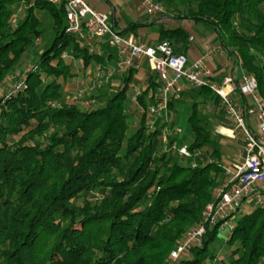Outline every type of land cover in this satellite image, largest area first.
I'll return each mask as SVG.
<instances>
[{"label": "trees", "instance_id": "1", "mask_svg": "<svg viewBox=\"0 0 264 264\" xmlns=\"http://www.w3.org/2000/svg\"><path fill=\"white\" fill-rule=\"evenodd\" d=\"M21 1L0 0V86L43 36L38 13L51 15L55 36L25 75L24 92L9 100L6 94L0 96V264H165L212 201L220 165H183L162 142L161 128L145 130L143 117L136 116L129 103L133 70L106 93L93 95L98 106L92 110L68 103L51 107L63 98L60 80L76 75L73 61L79 60L84 69L106 64L65 34L61 6L36 0L24 18L11 25ZM156 1L176 12L165 16L169 20L188 19L210 27L244 71L255 76L264 101V0ZM157 35L176 53L189 47L190 35L181 26L160 25ZM145 81L155 92V75ZM148 95L149 89L138 98L142 106ZM185 95L210 102L212 114H223L208 88L180 98ZM174 108L172 100L170 128ZM189 121L194 133L189 150L209 146L213 127L201 124L195 111ZM218 229L208 228L203 243L175 264H216L217 255L209 248ZM225 244L231 260L220 263L264 264V206L243 215Z\"/></svg>", "mask_w": 264, "mask_h": 264}, {"label": "built area", "instance_id": "2", "mask_svg": "<svg viewBox=\"0 0 264 264\" xmlns=\"http://www.w3.org/2000/svg\"><path fill=\"white\" fill-rule=\"evenodd\" d=\"M34 1L30 0L28 4H25V0L21 1L12 19L14 25L18 22V16L25 15ZM46 1L52 6L63 8L65 34L76 38L89 53H95L105 44L115 49L118 56L113 66L96 65L89 86L76 89L75 97L68 104L85 109L95 108L98 103L92 95L88 96L89 92H96L103 84L113 86L114 73L120 76L128 70L137 73L143 62L155 75L157 88L153 92L147 84L139 85L133 81L129 103L143 117V126L148 133L161 128L162 142L170 151L190 161L192 168L216 162L213 159L204 162L205 152L202 150L190 151L185 145H176L172 137L180 134L181 130L170 128L168 124L169 102L179 99L183 93L201 88H208L217 97V108L225 117L226 126H218L217 134L242 141L243 154H237L230 179L215 187L212 201L205 206L199 222L189 229L184 240L171 251L168 264H175L179 259L188 257L193 247L203 243L208 228L228 225L231 230L233 226L228 224V220L244 207L250 197H256L257 206H264V101L258 94V84L253 74L244 72L239 80L233 75H227L221 82H217L212 77L214 71L211 65L216 55L226 50L223 46L204 42V53L190 63L187 55L176 53L174 46L167 40L146 45L137 42L132 33L117 32L109 15L95 10L88 0ZM137 8L148 18L165 14V9L156 0H138ZM192 40L193 36H190L189 41ZM141 79L137 77L136 80ZM11 87L5 100L24 92L27 85L21 79ZM148 89L147 104L142 106L138 98ZM50 106L59 108L61 105L53 102ZM219 128L229 130L230 134H221Z\"/></svg>", "mask_w": 264, "mask_h": 264}, {"label": "rangeland", "instance_id": "3", "mask_svg": "<svg viewBox=\"0 0 264 264\" xmlns=\"http://www.w3.org/2000/svg\"><path fill=\"white\" fill-rule=\"evenodd\" d=\"M160 4L165 9V14L156 16V17L152 18V20L155 18H158V17H165L167 15H176V12H174V11L172 12L169 10V8H165V6L162 3H160ZM17 7H16V9H17ZM24 16L25 15L18 16V22L21 21L24 18ZM37 17L42 24V29L44 30V34L41 38L36 39V40H38V44H36V40H35L34 47L31 48L30 50H28V52L24 55V57L21 60V64H20L19 68L17 69V71L15 73H12V74L6 76L3 79L1 86H0V96L8 93L12 88L11 86L15 82H17L18 80L24 79L25 75L33 69L35 63H37V61L39 60L42 52L50 46L51 41L55 36L53 33L54 32L53 28H52L53 27V18L51 17V15L47 12H40L37 14ZM143 19L146 20V18H144V17H143ZM164 21H172V23H173V25L171 24L172 26H181V27H183L184 24L191 23L192 28H190V31L195 36H197L198 39H203V38H205L206 33H210L209 27L207 25H204L202 23L193 24V22L191 20H188V19H177V20L164 19ZM10 24L14 25L12 23V20H11ZM64 56L69 57L70 52L66 51L64 53ZM231 58L234 59L233 55H231ZM140 68H141L140 73H142V74H149L150 73L147 64L141 62ZM72 69L75 72L77 69H79L80 71L82 70V64L80 63L79 60L73 61ZM93 69L90 68L89 70L88 69L84 70L86 73V76L84 75L85 79H84V77H81V74L79 71V74L76 77H74L73 79H69L65 82L60 80L63 83L64 87L65 86L67 87V85L69 87L64 89L63 98L61 101H58L57 103H59L61 105L63 103H68V102L72 101V99L75 97L76 89H78L80 87L81 88L88 87L89 83H90V77L92 75ZM22 72H23V74H22ZM118 76L120 77V75L118 73H114L112 79L115 83L116 82L118 83V81H119ZM236 76L239 77L240 73L237 72ZM135 79H136V77H135ZM115 83L113 84V86H116ZM109 86H111V85H109V83L103 84L96 91L97 93L94 91H91L88 93V96L98 95L99 92L106 93L109 89ZM132 92H133V90L131 88L130 91L128 92L129 96H131ZM194 98H195L194 95H193L192 99L189 95H185L182 98L175 100V108H174L175 112H174V118H173L174 126L173 127L179 128L181 130L180 134L172 137L173 140L175 141L176 145H185V146L189 147L192 144V142L194 140V133L192 131L189 119H190L193 111H195L196 119H198L201 122V124H206L208 122L210 128L213 127V129L215 131L217 129V126H219V123L225 122V117L223 114H217V113L212 114L213 112L208 111L209 109L210 110L213 109L212 103L207 102L206 104H203L202 102H200V100H195ZM98 101L102 102V104H103V101H101V100H98ZM195 101L198 104L195 108H193V103ZM208 106H209V108H208ZM92 109H94V108H90L89 110H92ZM135 112L137 114L136 116H139V112L138 111H135ZM136 120L137 119L134 118V121H136ZM251 127L254 129L253 125ZM242 146L243 145H242L241 140H239V141L228 140V139H226V138H224L218 134L217 135L214 134L212 137V141L210 142L209 146L201 149L202 151L205 152V156H204L203 161L206 162V161H209V159H213L216 161V163L218 162L220 165H224L225 162L219 161V157L216 156L218 154H212L210 152H212L214 150H217L218 152L222 151L223 154L226 155L227 158L233 159L234 154H238L239 152L243 154ZM181 164L187 165V164H189V161L187 159L182 158ZM216 177H217L216 180L219 184L221 174L216 175ZM214 189H215V187H214ZM87 199H90V198L87 196V197H85V200H87ZM256 200H257L256 197H250L249 199H247L244 207L237 214H234L232 216L231 220L230 219L228 220V224L235 226L236 223L239 221V219L243 215L253 211L257 207ZM198 222L199 221L190 225L187 228V230L183 234V238H182L181 242L184 240L189 229L191 227H193L195 224H197ZM230 234H231V230L228 227V225L224 226L223 228H219L217 231V234L215 236V239H214L211 247L209 248V251L214 252L217 255L216 264L217 263L222 264V263H220L221 261H224L225 263H229V261L231 260L229 257L230 256L229 255L230 250L227 249V246L225 244L226 241L228 240ZM181 242H179V243H181ZM168 262L169 261L167 258L165 261V264H168ZM210 262L211 261H208L206 264H211Z\"/></svg>", "mask_w": 264, "mask_h": 264}, {"label": "crops", "instance_id": "4", "mask_svg": "<svg viewBox=\"0 0 264 264\" xmlns=\"http://www.w3.org/2000/svg\"><path fill=\"white\" fill-rule=\"evenodd\" d=\"M88 1H89V4L95 10H97L100 13H107L109 15V20L113 28L119 33H123V31L130 26L135 27L137 25H140L139 27L134 28L132 34L134 33L136 37V41L142 44L153 45L158 41L157 30L160 25L173 27L172 21H164V19H167L166 17H158L153 20L152 18L146 17L137 8L138 0H88ZM143 17L146 18V20H144ZM191 25L192 24L189 23V24H184L183 26V28L189 33V35L193 36V40L189 41V47L185 52V54L187 55L188 61L190 63L198 59L204 53V47H203L204 42L210 41L212 44L216 46H222L216 33L213 32L210 27H209L210 33H206L205 38L198 39V37L195 36L190 31V28H192ZM128 33H131V32H128ZM95 53L100 58L103 59L104 63L106 64L105 65L106 67L113 66L118 58L116 50L109 48L105 44L104 45L102 44L100 48L95 51ZM94 66L95 65L92 64L86 69L88 70L90 68L93 69ZM211 66L214 71L212 77L214 80H217V82H221L222 78L227 75H233L236 79L239 80L242 74L245 72L241 63L238 62L237 59H235V57L234 59L231 58V54L227 50H224L222 53L217 54L215 57L214 63ZM86 69H84L83 67L81 71L77 69L76 72L74 71L76 74L74 77H76L79 74V71H80L81 77H84V75L86 76V73L84 71ZM237 72L240 73L239 77L236 76ZM136 75L137 77L142 78L139 82L136 81L137 79ZM149 76H153V73L150 72L149 74H142L140 73V70H139L137 73H135L136 79L134 78V81H136V83L139 85H144L146 83L145 80L148 79ZM67 87L69 86L67 85ZM67 87L65 86L64 89H66ZM236 99H238V97H236ZM221 125L226 126L225 122L219 123V126ZM216 131L214 130V134L217 135ZM219 132L221 134H230L229 130L225 128H219ZM224 138L228 139L227 137H224ZM228 140H231V139H228ZM217 154L218 155L216 156L219 157V161L225 162L224 165H220L217 162L222 169V174H221L220 182H219L221 183V182H225L228 179H230L231 174L233 172V165L237 161L236 160L237 154H234L233 159L227 158L226 155H224L222 151L221 152L219 151Z\"/></svg>", "mask_w": 264, "mask_h": 264}]
</instances>
